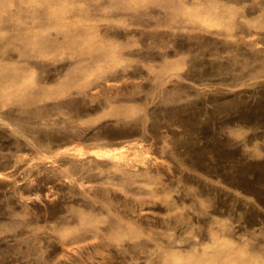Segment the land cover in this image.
Instances as JSON below:
<instances>
[{
	"label": "rangeland",
	"instance_id": "obj_1",
	"mask_svg": "<svg viewBox=\"0 0 264 264\" xmlns=\"http://www.w3.org/2000/svg\"><path fill=\"white\" fill-rule=\"evenodd\" d=\"M0 264H264V0H0Z\"/></svg>",
	"mask_w": 264,
	"mask_h": 264
},
{
	"label": "bare ground",
	"instance_id": "obj_2",
	"mask_svg": "<svg viewBox=\"0 0 264 264\" xmlns=\"http://www.w3.org/2000/svg\"><path fill=\"white\" fill-rule=\"evenodd\" d=\"M256 117H258V116H256ZM123 151V150H122Z\"/></svg>",
	"mask_w": 264,
	"mask_h": 264
}]
</instances>
